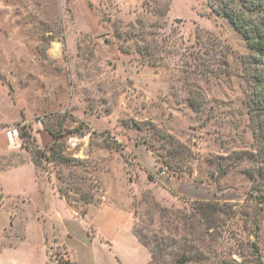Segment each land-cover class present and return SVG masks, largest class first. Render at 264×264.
<instances>
[{
  "label": "rangeland",
  "instance_id": "rangeland-1",
  "mask_svg": "<svg viewBox=\"0 0 264 264\" xmlns=\"http://www.w3.org/2000/svg\"><path fill=\"white\" fill-rule=\"evenodd\" d=\"M259 77L264 0H0V264H264Z\"/></svg>",
  "mask_w": 264,
  "mask_h": 264
},
{
  "label": "trees",
  "instance_id": "trees-1",
  "mask_svg": "<svg viewBox=\"0 0 264 264\" xmlns=\"http://www.w3.org/2000/svg\"><path fill=\"white\" fill-rule=\"evenodd\" d=\"M248 38V37H247ZM259 90L253 94L254 105L253 110L256 111L257 116H261L259 125L263 128L260 131V135L264 138V79L259 77L257 79ZM154 259V256H152ZM59 264H71L70 262L59 263ZM261 264V263H260Z\"/></svg>",
  "mask_w": 264,
  "mask_h": 264
},
{
  "label": "crops",
  "instance_id": "crops-1",
  "mask_svg": "<svg viewBox=\"0 0 264 264\" xmlns=\"http://www.w3.org/2000/svg\"><path fill=\"white\" fill-rule=\"evenodd\" d=\"M58 196L63 198L64 201L67 203V201L65 200V198L63 196H60V195H58ZM0 197H2V194H0ZM5 233H6V227H5V224L3 223L2 226H0V252L6 248ZM9 245H11V243H9Z\"/></svg>",
  "mask_w": 264,
  "mask_h": 264
},
{
  "label": "built area",
  "instance_id": "built-area-1",
  "mask_svg": "<svg viewBox=\"0 0 264 264\" xmlns=\"http://www.w3.org/2000/svg\"><path fill=\"white\" fill-rule=\"evenodd\" d=\"M13 132L15 133V130H13ZM8 134H9V138L12 139V133L8 132Z\"/></svg>",
  "mask_w": 264,
  "mask_h": 264
},
{
  "label": "water",
  "instance_id": "water-1",
  "mask_svg": "<svg viewBox=\"0 0 264 264\" xmlns=\"http://www.w3.org/2000/svg\"><path fill=\"white\" fill-rule=\"evenodd\" d=\"M1 198V197H0Z\"/></svg>",
  "mask_w": 264,
  "mask_h": 264
}]
</instances>
